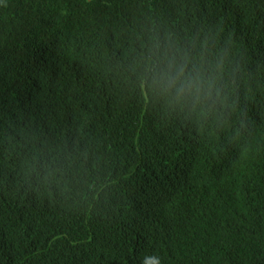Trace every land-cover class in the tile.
Here are the masks:
<instances>
[{
	"label": "trees",
	"instance_id": "trees-1",
	"mask_svg": "<svg viewBox=\"0 0 264 264\" xmlns=\"http://www.w3.org/2000/svg\"><path fill=\"white\" fill-rule=\"evenodd\" d=\"M153 31L221 59L227 106L130 71ZM264 264V0H0V264Z\"/></svg>",
	"mask_w": 264,
	"mask_h": 264
},
{
	"label": "clouds",
	"instance_id": "clouds-1",
	"mask_svg": "<svg viewBox=\"0 0 264 264\" xmlns=\"http://www.w3.org/2000/svg\"><path fill=\"white\" fill-rule=\"evenodd\" d=\"M130 71L143 91L174 109L208 116L227 106L223 60L210 59L172 33L153 31ZM143 264L161 262L158 256H150Z\"/></svg>",
	"mask_w": 264,
	"mask_h": 264
}]
</instances>
